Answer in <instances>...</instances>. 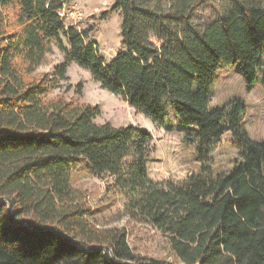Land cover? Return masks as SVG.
<instances>
[{
	"label": "trees",
	"instance_id": "trees-1",
	"mask_svg": "<svg viewBox=\"0 0 264 264\" xmlns=\"http://www.w3.org/2000/svg\"><path fill=\"white\" fill-rule=\"evenodd\" d=\"M71 1L0 0V264H172L137 255L125 230L89 220L72 186L81 172L112 178L128 217L165 236L180 264H264V141L243 130V101L210 106L221 66L238 64L248 89L261 71L264 89V0H232L201 33L191 19L205 0H114L122 50L108 63L85 32L64 25ZM52 45L63 63L35 78ZM68 64L160 128L171 110L193 133L183 140L199 171L154 182L148 132L96 124L98 107L48 99ZM225 134L239 160L214 176L211 154Z\"/></svg>",
	"mask_w": 264,
	"mask_h": 264
},
{
	"label": "rangeland",
	"instance_id": "rangeland-1",
	"mask_svg": "<svg viewBox=\"0 0 264 264\" xmlns=\"http://www.w3.org/2000/svg\"><path fill=\"white\" fill-rule=\"evenodd\" d=\"M238 1L261 5L260 0ZM232 4V0H205L192 15L191 23L195 31L201 33L207 25L221 19ZM113 5L114 0H72L62 11L64 25L85 32L87 42L96 44L105 63L122 50L120 46L122 18L119 12L112 11ZM71 13H74L73 18L69 16ZM62 41L65 44L63 39ZM63 61L62 53L52 45L44 63L33 76L52 77L55 69ZM66 77L67 80L61 81L51 91L48 99L63 98L77 104L96 106L100 111V115L94 121L96 124L134 126L151 135V150L146 166L148 177L152 181L182 182L187 176L199 171L195 148L188 146L183 140L185 134L193 133L178 124L171 110L166 120L167 127L160 128L130 108L119 96L103 90L91 79L88 71L68 64ZM79 85L81 88L77 94ZM212 93L210 103L212 107H223L235 100L243 101L245 105L242 116L243 130L251 141H264V89L261 84V71H257V79L252 88L248 89L238 64L221 66L214 77ZM238 153L239 150L232 144L229 134H225L211 154L210 166L213 175H226L239 160ZM111 182L112 178L98 179L83 172L73 175L72 186L91 211L89 220L102 229L125 230L128 245L139 256L180 264L165 236L150 226L128 217L124 200L109 186Z\"/></svg>",
	"mask_w": 264,
	"mask_h": 264
},
{
	"label": "built area",
	"instance_id": "built-area-1",
	"mask_svg": "<svg viewBox=\"0 0 264 264\" xmlns=\"http://www.w3.org/2000/svg\"><path fill=\"white\" fill-rule=\"evenodd\" d=\"M73 14H74V13H71L69 16H70L71 18H73V17H74ZM60 16H61V17H64V14L61 12Z\"/></svg>",
	"mask_w": 264,
	"mask_h": 264
}]
</instances>
